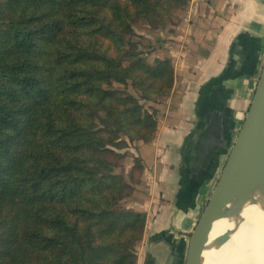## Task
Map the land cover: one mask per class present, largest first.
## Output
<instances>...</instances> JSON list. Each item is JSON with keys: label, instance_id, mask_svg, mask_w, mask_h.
I'll use <instances>...</instances> for the list:
<instances>
[{"label": "trees", "instance_id": "1", "mask_svg": "<svg viewBox=\"0 0 264 264\" xmlns=\"http://www.w3.org/2000/svg\"><path fill=\"white\" fill-rule=\"evenodd\" d=\"M186 5L0 0V264H138L146 214L122 205L121 152L155 139L141 101L168 99L175 70L142 56L134 23L165 30Z\"/></svg>", "mask_w": 264, "mask_h": 264}, {"label": "crops", "instance_id": "2", "mask_svg": "<svg viewBox=\"0 0 264 264\" xmlns=\"http://www.w3.org/2000/svg\"><path fill=\"white\" fill-rule=\"evenodd\" d=\"M161 37L156 58L172 60L173 90L153 107L155 139L130 145L126 170L141 159L124 200L146 214L138 264H178L214 189L261 74L264 0H187Z\"/></svg>", "mask_w": 264, "mask_h": 264}, {"label": "water", "instance_id": "3", "mask_svg": "<svg viewBox=\"0 0 264 264\" xmlns=\"http://www.w3.org/2000/svg\"><path fill=\"white\" fill-rule=\"evenodd\" d=\"M229 149L225 164L191 237L179 251L181 256L178 255V264H202L203 252L209 242L214 221L229 214L227 207L232 201L250 198L251 190L257 187L264 191V61L249 110L235 140L227 145V151ZM228 236L227 233L222 235L218 243H222ZM152 250L151 256L154 255Z\"/></svg>", "mask_w": 264, "mask_h": 264}, {"label": "bare ground", "instance_id": "4", "mask_svg": "<svg viewBox=\"0 0 264 264\" xmlns=\"http://www.w3.org/2000/svg\"><path fill=\"white\" fill-rule=\"evenodd\" d=\"M250 194L232 201L229 214L214 221L202 264H264V191L257 187ZM225 233L228 238L218 243Z\"/></svg>", "mask_w": 264, "mask_h": 264}, {"label": "rangeland", "instance_id": "5", "mask_svg": "<svg viewBox=\"0 0 264 264\" xmlns=\"http://www.w3.org/2000/svg\"><path fill=\"white\" fill-rule=\"evenodd\" d=\"M173 14H174V12H173ZM172 19H173V16L169 19L168 24L170 22H172ZM134 31L136 33V36L134 37V42L136 43L137 50L142 54L143 57L145 56L149 62H153L154 59H156L157 50L159 48V45H160V42L162 39L161 32L164 30L161 31V30L151 29L150 26L143 19H138L134 23ZM115 87L122 89V90H125L122 86H119V85H115ZM126 90L130 94H132L136 97H140V92L137 91L136 89H134L133 87L130 86ZM166 100L167 99H163V100L157 101L156 103L147 102V101L142 100L141 104H143L146 109L150 110L151 108L155 107L157 104H160ZM132 146L134 147L133 144H132ZM128 147H129L128 150H126V149L122 150L121 153H125L128 155V153L131 149L130 146H128ZM123 162H124V170H119V174L124 175L126 177L127 181H129L133 185L134 181L133 180L131 181L129 174L126 173V170L129 169L128 164L130 162V157L128 156L125 159V161H123ZM131 195H132V192L130 193V196ZM129 197H127V198H129ZM122 205L124 206V201H123ZM139 245H138V247H139ZM137 251H138V248H137Z\"/></svg>", "mask_w": 264, "mask_h": 264}]
</instances>
